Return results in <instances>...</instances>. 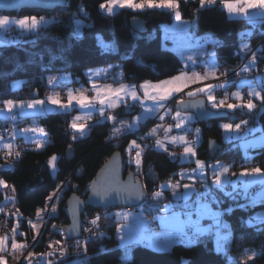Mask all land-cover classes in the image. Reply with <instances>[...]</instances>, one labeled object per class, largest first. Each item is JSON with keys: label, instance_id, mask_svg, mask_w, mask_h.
Wrapping results in <instances>:
<instances>
[{"label": "trees", "instance_id": "1", "mask_svg": "<svg viewBox=\"0 0 264 264\" xmlns=\"http://www.w3.org/2000/svg\"><path fill=\"white\" fill-rule=\"evenodd\" d=\"M105 2L107 0H68L65 6L52 10L32 8L0 12V15L17 17L45 15L54 18L35 33L24 35L21 41L0 45V100L44 97L51 87L49 75L62 71L71 72L73 85L79 86L83 82L87 84V69L109 66L116 62L122 64L123 80L135 84L146 80L160 81L178 73L182 65L181 58L175 49L164 46L162 40L161 25L175 20L172 12L158 8H122L113 14H107L100 8ZM179 10L183 19H193L192 29L196 34H213L215 40L210 44L216 50L217 63L222 72L240 65L243 59L240 44L245 36L244 31L252 28L248 20L231 18L219 3L201 7L199 0H180ZM76 16L87 21L79 37L74 34ZM134 17L143 21L144 30L132 27L131 19ZM99 35L107 42H114L116 50H105L99 41ZM249 37L253 45L262 42L264 52V22L255 27ZM263 62L264 59L261 58L260 64ZM256 78L258 77L253 79ZM18 79H23V82L18 89H13L12 82ZM62 85L60 82L59 87ZM75 111L77 109L72 112L54 109L36 115L49 142L43 149L36 148L34 144H26L14 164L6 165L3 154L6 149L0 147V179L14 189L7 194L0 192V208L6 195L14 197L15 208L20 214L21 225L29 243H33L35 239L30 219L35 218L40 210H46L50 202L48 197L56 192L64 180L70 178L67 189L55 204L56 211L50 213L48 225L34 248L36 255L47 254L48 259H54L46 251L51 244L49 240L53 239L55 242L66 238L69 217L64 206L67 198L71 195L86 197L97 171L114 152L122 153L126 165L125 174L138 178L134 160L131 158L133 162L129 163L131 156L128 150L133 140L139 146L141 140L132 136L131 132L114 135L113 131L119 126L121 118L130 120L139 112L140 105L134 103L116 108L113 113L118 119L113 122L93 118L88 124L87 133L73 139L70 133ZM29 120L26 117L18 122L26 124ZM224 121L233 124L248 121V125L261 126L257 132L264 131V107L252 112L239 108L229 111L224 118L210 121L196 119L193 124L201 129V142L196 149L197 159L204 161L207 168L217 162H224L230 165L229 173L233 175L253 167L264 169V145L253 147L246 155L238 139L225 138L220 126ZM9 122L10 120L0 116V135L4 133L3 125ZM211 143L214 144L213 150ZM69 148L73 152L71 158L67 157ZM145 148L143 173L139 178L152 198L156 191H163L165 199H170L171 190H161L160 183L173 175L178 180L176 173L184 164L180 162L181 158L169 156L164 149L146 144ZM53 155L57 156L56 175L52 173L48 163ZM233 189L226 188V191L214 186L210 189L211 195L222 202L216 205L220 210L232 209L230 213L224 212L221 216L228 223L231 232V241L225 251L217 250L212 228L210 232L201 234L195 243H176L168 250L157 251L144 243L133 244L130 257L124 260V250L114 235L117 222L108 215L104 219V225L110 229L107 234L110 238L106 237L98 246L88 245L86 252L85 249L73 247L70 256L54 264H181L183 259H188L190 264H264V220L249 222L252 211L264 207V199L243 204L247 198L239 193L241 187L235 191ZM100 210L92 207L85 209L81 215V231L89 220L97 217ZM2 212L3 209L0 217ZM53 224L56 225L55 231L51 230ZM100 245H104V248L100 249ZM252 253H256V256L249 259Z\"/></svg>", "mask_w": 264, "mask_h": 264}, {"label": "rangeland", "instance_id": "2", "mask_svg": "<svg viewBox=\"0 0 264 264\" xmlns=\"http://www.w3.org/2000/svg\"><path fill=\"white\" fill-rule=\"evenodd\" d=\"M81 11L84 14V10L81 9ZM35 17L38 20L41 17H43L44 21H47V23L41 22L37 26L36 29L30 30L32 32L37 31L42 26H46L50 22H52L54 20L53 17L45 16V15L44 16H35ZM192 20L193 19H189V21H191V22H192ZM77 22H79V24ZM85 24H87V21L84 18H82L80 16H76L75 26H74V34L76 36L79 37V36L82 35L83 27H84ZM175 26H178V31H177L178 34L177 35H173V34L170 35L172 30L171 31L167 30V31L164 32V34H162V40H163V45L164 46H168L169 45L168 44V41H169L168 39L173 38V39H175V42H176V41H178V39L180 37H184L185 36V33L182 30V27L180 25H175ZM207 34H210V33L207 32ZM199 37L202 38L203 35H199ZM99 41H100L101 45L103 46V48L105 50L115 51L116 48H117L116 44L114 42L105 41L104 38L101 35H99ZM258 43H259L258 47L260 45L262 47V42H258ZM253 46H251V48ZM173 47H174V49H177L176 47H178V46H173ZM250 49H248V51H247L248 55H250V56H248V58L249 57L252 58L253 55H257V54L260 53V51H258V52H254V53L250 54L249 53ZM247 52L243 56V59L247 56L246 55ZM243 59H242L240 65L242 63H245L248 60V59L247 60H245V59L243 60ZM256 59H257V57H256ZM114 64L119 65L120 66V70H121L122 64L120 62H116ZM239 66L231 69L228 72H224V71L221 72V75L219 76V81L220 82H228L229 84L232 85V83H234V81L232 82V81H230L227 78L229 77V75L233 71H235L237 68H239ZM101 68H104V67L101 66V67L89 68V69L86 70V74H88V72L95 74V73L98 72L97 70H101ZM251 70L252 69L247 70L245 72H241L240 71L241 72V76L242 77L244 76L243 78H245L246 76L249 77V72ZM242 77H241V79H243ZM250 78H252V77H250ZM49 81H51V83ZM93 81H94V78H93ZM160 81L146 80V82H150V83H156V82H160ZM22 82H23V79H18V80L13 81L12 82V88L13 89H18L21 86ZM48 82H49L51 87H50V90L47 92V94L44 97H39V98H36V99H29V100L11 99V100L14 101V104H15V107L11 111H9L7 109V106H6V103H5L9 99L2 100V101L0 100V116L10 120V122L8 123V125H10V127H9L10 129H8L6 131L3 130L4 133L2 135H0V147L6 149L8 151V153L9 152L11 153V155H8L5 158V160L7 161L6 165L13 164L15 162V158H17V153H20V147L21 146L25 147V145L28 144V143L25 142V140L26 141H28L29 139L33 140L32 144L36 145V148H38V149H43L46 146V144L49 142V139L46 137L45 131L43 130L42 126L37 121L36 115H40V114H43V113H46V112L54 110L53 105L50 103V98L51 97L58 96L63 103H67L66 102L67 99H65V98L66 97L68 98L69 93H72L74 95H76V94L79 95L80 93H82L81 90H80L81 89L80 87H88L87 84H85L84 82L81 83L79 86L73 85L71 83L72 82V74H71L70 71H62V72H59V73H55V74L49 75ZM60 82L63 85L59 87V83ZM96 82H99L98 78H96ZM108 82L109 81L107 80L105 85H112L113 87H119L120 84H126L125 86H126L127 95H125L124 93L121 94L122 96H124V100L123 101H121L119 99H113L111 106L109 104H105V105L102 106V105L98 104L97 102L94 104V106H90V107H87V108H82V107L77 106V107H79L78 108L79 110L74 112V114L72 116V119H71V124L74 121L76 123L85 124L86 128H85V130H84L82 135H85L87 133V127H88V123H89L88 121L92 120L94 117H98L101 120H110V121L113 122L114 120L118 119L113 114L112 109L114 107L127 105L126 102L128 101V99H130L132 102L140 100V99H137V100H133L132 99V92L135 91V90L137 91V92L135 91L136 95H138V97L141 96V94L138 91L139 85H137L135 83H128V82L127 83H122V82L118 83V80H113V81H111V83H108ZM142 84H144V83L141 82L140 86H142ZM83 89H85V88H83ZM85 90L89 91L90 93L92 92V95L91 94L87 95V94L84 93L85 95H87L89 97H92V98L96 97V94L93 91L88 90V89H85ZM149 91L151 92L153 90L149 89ZM182 93H185V96H186V92H181L179 94H182ZM246 93L248 94V92L245 90L243 92V94H242V99L245 100V101L250 99V95L249 94H248L249 98H247V99L244 98V95ZM179 94H177V95H179ZM141 97L145 98V91H144V96H141ZM34 100H43V101H45V103L43 105L36 104L34 107H29L28 105ZM146 100H149V102H152L153 104L150 105L149 103H146V107H144L143 110L140 109V111L137 112L136 114H134L133 118L130 119L129 121H127L126 119H123L120 122L119 126H117L114 129V131H113L114 135L119 133V131H117V129L123 130V131L131 130V132H135V131L140 129V126H141L142 123H145L148 120L149 121L156 120V124L154 125L155 128L153 130H150V132H148L149 135H151L152 133H154L155 129L158 128L159 125L165 120L166 116H169L171 114V111L169 112V109L166 110V108H165L166 107V102H162V103H164V107L163 108H159L158 110H155V109H157V102H155L153 100H150V99H146ZM77 107H75V108H77ZM101 107L104 108L105 115L103 117L100 116V114H99V109ZM130 107H125V108L129 110V109H131ZM75 108H70V109L68 108L67 110H68V112H72V111L75 110ZM149 109H153L155 111H148ZM107 110L109 111L108 113L106 112ZM176 111H180V110L178 108H176V110H175V112L173 114L174 125H171V130L166 131L165 136L166 135L168 136L170 134L169 131L176 130L178 132V134L176 136H186V138H187V140L189 142V145L191 147H193L195 149V152H196L197 146L201 142V129H200L199 126L193 124V122L197 119V116L193 112L180 111L181 112V117H191V119H186L184 121V123H183L181 128H176V124L179 123V121L175 117ZM127 116H129V115H127ZM26 117H29L30 120L26 124H19L18 120L19 119L24 120ZM78 117H79V119H77ZM107 117H115V119H107ZM126 121H127L128 124L126 123ZM238 123H240V122H238ZM248 124L249 123L242 124L241 125V129L239 131H234L235 132V138H237L239 140V142H240L239 144H240L241 148L244 150V153L246 155H248L250 153V150L253 147H256V146H259V145L260 146L264 145V131H260V132H251L250 131L249 132V130H248L249 128L248 127L250 125H248ZM25 129H27L29 131H25ZM33 129H41L42 131H32ZM197 129L200 130L199 133H197V131H196ZM17 130H18V132H17ZM25 132L28 133V136L23 138ZM189 133H193L194 134V136H195L194 140H190L188 138V134ZM77 134L79 135V133H77ZM179 143H180V145H182L183 152H184V147L185 146H189V145H185L183 142H179ZM171 144H173V143H171ZM8 145H11V147L9 148ZM41 145H42V147H41ZM174 145H176V144H174ZM141 148H143V151H139V150H141ZM133 149H136L138 152H141V154L145 153V151H146L145 144H141V146L139 148H130L129 147V150H128L129 154H130V151L133 150ZM195 159H196V154L194 156H185L184 155V157L181 158V160H180V162L182 164H184V165L181 166L179 168V170L177 171V173H176V174H178L179 179L178 180L174 179V175H173V177H171L170 179L165 180V181L160 183V187H161L160 189L161 190H171V188L165 187V185H168V184L173 185V186L176 185V184L181 185V187L176 190V193H173L172 190H171L172 197L170 199H165L166 195L164 194L163 191H160V192L156 191L153 194V198L150 195H148L149 196V201L154 206L156 205L155 208H157L159 210V211L153 212L152 214H149V215L147 214V216L149 218L152 215H154V217L155 216L157 217L159 214H161L160 212H162V213L165 212L164 205H169L168 211H171V212H169L168 214H170L171 216L173 215V213H182L184 211V205H185V201L182 198V196H183V193L185 191H188V190L183 188L184 184H194V186L196 187V189L199 192H203L204 191V188L202 186L203 185L204 176H201L202 173L199 171V169H196L195 172L193 171V169L196 168V166L193 164V160H195ZM140 162H141L140 163V167L137 168V166H136V169H135V171L137 172L138 178L142 177L141 174L143 173V164H142V161H140ZM218 163H224V162H218ZM227 166H228V169L230 170V165H227ZM50 169H51V167H50ZM229 170H228V175L230 177V181H229L228 184H226L225 187L227 189H232V188H234V186H235V188H237L238 184L236 182L239 181V183H241L239 178L242 177V175H240V173L243 170H241L239 173H235V175L229 173ZM249 170H250V168H249ZM52 173L54 175H56V173H57V161H56V168H55V170L52 169ZM181 173H184L186 175H181ZM189 176H191L193 179H189ZM199 181H201V182H199ZM69 182H70V178H67L66 180H64L61 183V185L59 186V188L56 190V192L52 195V200H50L49 205L46 208V210L45 211L40 210L35 218L30 219L29 222H30L31 226L33 227V225H35V227H33L34 234H35V239H34L33 243H29L28 240L26 239V234H25L24 229L22 228L21 221H20V214L17 211L14 213V221H12V225H11V228H10L9 231H6V233L2 234L1 233V227H0V237H2V236L6 237V245H5L6 249H5V251H2L3 252L2 256L5 258L6 264H9V262H12L13 264H15V263L20 262L21 260H24L26 262V264H28V261L25 258L28 257L29 253H34L35 254V256L33 258H31V264H42V263H46V262H49V261H51V263L54 264L56 261H60V260L64 259V258L57 259L56 257H54V259H52V258L48 259V255L47 254H41V255L38 256L34 252V248H33L32 245L36 241H39L40 238L42 237V235L44 233V230H45L46 226L48 225V221H49L48 216L52 212L51 209L53 207H55V204L58 202V200L61 197L62 193L67 189V187L69 185ZM259 183L263 185V188L259 191L258 194L253 195L251 193V188H253L256 184H259ZM58 192H60V193H58ZM239 193H241L243 195V197L247 198L243 202V204H246V203H249V202L250 203L258 202L261 199H264V182L261 181V177H259V176H248V177L246 176L244 184L241 186V190L239 191ZM156 194H159L162 197V200L155 199ZM13 198L14 197L11 196V195H6L4 201L11 203ZM197 198H198L197 197V192H191V194L189 196V201L190 202L191 201H195ZM207 200L209 202L211 201L210 198H207ZM139 208H142V206H139ZM1 209L2 208H0V212H1ZM120 209H123V208H115L114 210H112V212L120 210ZM213 210L217 211V210H220V209H219L218 206H214ZM251 215H252V217L249 219V222L264 220V207H258L256 209H254L252 211ZM184 218L185 217L181 215V219H184ZM202 222L203 221L201 220L200 221V226L202 228H206V227H204V223H202ZM210 223H209V225H212ZM153 226L156 227L158 225L156 223H153ZM11 229H12V231H11ZM10 231H11V233H9ZM125 234H123V235H125ZM38 238H39V240H38ZM108 238H110V236H108ZM51 240H49V242L51 243L50 244L51 245L50 248H54L55 246L58 245L56 243L57 241L53 242V239H51ZM10 241H15L16 244H23V245H25V247L22 248V249H15V248L12 247V242L10 243ZM119 241H120L119 242V246L122 247V249L124 250L123 259L127 260L130 257L131 245H128V246L122 245L121 244V237H120ZM59 242H60L59 244H62V241H59ZM186 243H189V242H186ZM229 243L227 245H226V243H224L223 244V248L227 249L229 247ZM50 248H47L46 251H49ZM1 253H0V256H1ZM65 258H67V257H65ZM37 259H39V262H37L38 261ZM183 261H188V259H183Z\"/></svg>", "mask_w": 264, "mask_h": 264}, {"label": "snow or ice", "instance_id": "3", "mask_svg": "<svg viewBox=\"0 0 264 264\" xmlns=\"http://www.w3.org/2000/svg\"><path fill=\"white\" fill-rule=\"evenodd\" d=\"M179 3L180 0H107V3L102 4L100 7L102 10L106 11L107 13L111 14L116 7L120 8H130L133 10H144V9H162V10H168L174 14V17L177 21L181 20V11L179 10ZM199 3L201 7L205 6H211L215 5L217 3V0H199ZM223 3L225 4L227 10L229 13H240V14H247L249 9H255L260 8L264 9V0H223ZM15 23L19 25L22 28H27L29 30H34L37 28V26L43 22L47 23V21H44L43 17H41L39 20L35 17H25L22 19H18L15 21H11L8 16L0 17V25H7L9 23ZM79 24V22H77ZM244 48L247 49L248 45H244ZM189 59H192L189 57ZM253 61L256 60V56L253 55L252 57ZM212 75H215V71L213 70ZM209 73H205L201 75L200 73H194L192 77L185 78V74L181 73V75L174 76L171 79H167L164 81H161L157 84H150L148 82H145L142 87L145 90V98L150 99L157 102V109L163 108L164 103L169 99L173 98L176 94H179L184 91L185 88L188 87L189 83L195 84L198 81H203L208 79ZM54 79V78H53ZM51 83V81H49ZM93 89L96 90V97L92 98L84 93H80L79 95H74L72 93H69L67 98V103H63L61 99L58 96H53L50 98V103L52 105L58 106L61 109H68L72 107L74 104L78 105L82 108H87L90 106H94L96 102H98L100 105L109 104L111 106L113 99H119L121 101L124 100V96L121 94L124 93L127 95L126 86L124 84H120L119 87H113L112 85H105L104 88H100L96 84L92 85ZM224 84H204L203 87L196 88L194 91H189L187 95L193 96L197 93H204L207 95V100L211 103L212 108L214 109H229V110H235L238 107L240 108H247L249 110L255 108V104L252 100H248L246 104L241 103L240 105L232 104V103H226L225 100H217V97L214 94V89L216 88H224ZM149 89H152L153 91H149ZM239 96V94H236ZM253 96L259 95L255 91L252 92ZM261 100L264 101V95L260 96ZM132 99L137 100L140 99L136 95V92H132ZM7 109L11 111L14 107V101L9 99L6 102ZM45 101L43 100H34L32 101L28 106L34 107L36 104L43 105ZM178 104H184L183 100H178ZM203 102L201 101V104ZM153 109H149L148 111H155ZM171 110L169 109V112ZM100 116H104V108L101 107L99 109ZM167 114V113H166ZM176 119L179 121V123L176 124V128H181L184 121L186 119H191V117H181V112L176 111L175 113ZM79 119V117L77 118ZM107 119H115V117H107ZM247 121H241L240 123L232 124V123H225L222 125V127L225 130L228 131H239L241 129L242 124H247ZM72 129H74L76 132L83 134L86 125L83 123H76L75 121L71 124ZM169 130H171V126H169ZM25 131H29L25 129ZM32 131H42L41 129H33ZM119 131V129H117ZM197 133L200 132L199 129L196 130ZM76 136H73V139H76ZM171 141L173 144L178 142H183L185 145H189V142L186 138V136H172ZM157 146H161L162 142L160 140L156 141ZM10 148L11 145H8ZM42 147V145H41ZM140 146L136 144V141H132L130 148H139ZM167 150V149H165ZM196 154L195 149L193 147L185 146L184 147V155L185 156H194ZM8 155H11L9 152ZM17 156H19V153H17ZM172 156L175 157V153H172ZM140 152L136 153V159L135 164L137 168L140 167ZM56 161L57 157L54 155L49 160V165L53 170L56 168ZM131 157L129 158V163H132ZM198 169L201 173H203L205 168L204 161L197 160L196 161ZM195 172L196 169H193ZM228 172V167L222 166L221 172L219 174L213 172V183H215L217 186H220L222 188L223 183H227L228 181L222 182L221 177L224 173ZM181 175H186L184 173H181ZM240 175L242 176H259L261 177L262 182H264V169H261L260 167H253L250 170L244 169ZM189 179H193L191 176H189ZM0 185L4 187H8L7 183L3 180H0ZM203 192H199L194 184H184L183 188L188 190L183 193L182 198L185 201L184 205V211L182 213H173L171 217L164 215V216H157L154 217L155 220L160 221V227L164 231V235L156 233L152 228L150 227V221L145 220L144 227L142 231L133 230L131 228L128 229L127 233L125 235L121 236V244L124 246H128L134 243H142V242H148V246L151 248H154L157 251L160 250H166L168 249L172 244L176 243H195L196 239L204 232L211 231L212 227L215 226L217 228V232L219 231V227L221 226V216L224 214V212L230 213L232 209H226V210H217L214 211L213 208L216 205L221 204L222 202L217 200L215 196H212L209 191V185L207 183V179H203ZM143 186H139L135 190L131 189L127 182L119 181L118 179L113 178L110 182L105 184L100 190L94 189V194L101 199H107L110 196L115 193V195L121 197L122 199H130L133 196L141 197L144 195L142 191L139 189ZM165 187L171 188L173 193H176V190L181 187V185H165ZM235 191V186L234 189ZM191 192H197V199L195 201H189V196ZM226 195H231V193H225ZM211 196V201L209 202L207 200L208 197ZM49 200H52V196L48 197ZM155 199L162 200V197L159 194H156ZM169 208V205H164L165 213H167ZM52 212L56 211V208L53 207L51 209ZM119 215L124 216L123 213H120ZM181 215H183L185 218L181 219ZM195 216V219L193 217ZM205 217H208L214 222V225H210L208 228H202L200 226V221L203 220ZM100 219V217H96L91 221L92 224H96L97 221ZM174 222L173 224H170L169 222ZM35 227V225H33ZM55 227V226H54ZM125 227L127 226H121L118 231L121 233L125 232ZM224 227H227V225H224ZM171 228V231L169 229ZM191 233V235H189ZM99 235H103V233H100ZM6 237H0V251L4 250V241ZM57 244L60 242L57 241ZM77 246H79V241L76 242ZM15 249H22L25 247L23 244H16L13 243L12 245ZM51 247V245H50ZM86 250V248H85ZM52 253H49L51 255ZM60 255H64V250H60ZM35 256L34 253H29L28 257L25 259L28 261V264H31V258ZM256 253H252V256L249 257V259L255 258ZM0 264H6V260L3 256H0ZM48 264H51V261L48 262ZM181 264H190V261H182Z\"/></svg>", "mask_w": 264, "mask_h": 264}, {"label": "crops", "instance_id": "4", "mask_svg": "<svg viewBox=\"0 0 264 264\" xmlns=\"http://www.w3.org/2000/svg\"><path fill=\"white\" fill-rule=\"evenodd\" d=\"M105 3H107V2H105ZM105 3H103V4H105ZM217 3H219L227 11L228 15L231 18H244V19L248 20V22L251 24L252 28H249L246 31H244L245 36L243 38V41L240 44L241 52H242V54L244 56L245 53L248 51V49H250L251 46H253L252 45L253 42L251 41V39L249 37L250 33L253 31V29L255 27L261 26V24L264 22V9H260V8L249 9L247 14L229 13L227 8H226V6H225V4L223 3V0H217ZM120 9H122V8L116 7L115 10L111 14L119 11ZM102 11L107 13L104 10H102ZM107 14H109V13H107ZM3 16H8V15H0V17H3ZM8 17H9V19L11 21H15V20H18V19L25 18V17H17V16H8ZM29 17H31V16H29ZM175 25H180L182 27V30L185 33V36L184 37H180L178 39V41H176V42H175V39H173V38L168 39L169 40L168 41V44H169L168 46H170L173 49H174L173 46H178V47H176L177 49H175V50L178 52V54H179V56L181 58V62H182L181 67H184L185 69H184V71H178V73L175 74L174 76H178V75H181V73H184L185 74V78H190V77H192V75L194 73H200L201 75H203L205 73H209L208 79L203 80V81H198L195 84L189 83L188 87L185 88L184 91H183V92H186V98H193V97L203 96L207 100V95L204 94V93H197L196 95H193V96H189V95H187V93L189 91H194L196 88L203 87L204 84H214V85L215 84H224L225 85L224 88H216V89H214V94L217 97V100H225L226 103H232V104H237V105H240L241 103L246 104L248 100L245 101V100L242 99V94L246 90L248 92V94L250 95V99L249 100L253 101V103L255 104V108L249 110V109H247L245 107L244 109H246L248 112H252V111L260 110L262 107H264V101H262L261 98H260L261 95H264V92H263L264 78H262V77H258L256 79L243 78V79L239 80L238 82H236L233 85L229 84L228 82H220L219 81V76L221 75L222 71H221L220 66L217 63L216 50L213 47V45L210 44V42L212 40H215L214 37H213V34L210 33V32H209L210 34L205 33V34H202L203 37L200 38L199 35L196 34L194 32V30L192 29V22L189 21V19H183L182 17H181L180 21H177L175 19L172 23L162 24L161 25L162 34H164V32L167 31V30H170V31L172 30L170 35L171 34L177 35L178 34V32H177L178 31V26H175ZM16 29H18L20 32H17ZM35 32H32V31H30L27 28H22L19 25L15 24L14 22L13 23H9L7 25H0V45L21 41L23 39L24 35L29 34V33H35ZM244 45H248V48L245 49ZM255 56L257 57V59L255 61H253V59L250 58L245 63H242L239 66V71L245 72L247 70L254 69V68L258 67L259 64H260L261 58L264 59L263 50L260 49V53L255 55ZM189 57H191L192 59H189ZM199 63H203L204 66H205L203 72H199V71H197L195 69V67ZM213 70L215 71V75L211 74ZM97 71L98 72L95 73V74L88 72V74H86V76L88 75L87 76V86L88 87H80V88H85V89L91 90L97 95L96 90L93 89V87H92L93 84H96L97 86H99L100 88L103 89L107 80L109 81L108 83H111V81H113V80H118V83H121V82L122 83H127V82H125L123 80V71H122V68L120 70V66L119 65L113 64V65H109V66H104V68H101V70H97ZM174 76H172V77H174ZM172 77L163 79L161 81H164V80H167V79H171ZM93 78H94V81H93ZM96 78L99 79V82H96ZM145 82L143 81L144 84H145ZM128 83H130V82H128ZM148 83H150V82H148ZM157 83H159V82L150 83V84H157ZM144 84H142V85H144ZM124 85H126V84H124ZM137 85H139V88H138L139 93L141 94V96H144V91H145L144 88L142 86H140V84H137ZM150 90H152V89H150ZM253 91L258 93L259 95L253 96L252 95ZM237 93L239 94V96L236 95ZM141 96H140V100L139 101L132 102L130 99H128V101H131V104L132 103L133 104L134 103L139 104L141 106L140 107L141 110H143V108L146 107V103H149L150 105L153 104L152 102H149V100H146V98H142ZM207 104H208V106L210 108H212L211 103L208 100H207ZM77 106L78 105L74 104L70 108H75ZM118 107H120V106L114 107L112 109V111L115 110ZM53 108L55 109V105H53ZM78 108L79 107H77L75 109L79 110ZM239 108L240 107H238L237 109H239ZM59 109L63 110V111H68L67 109H61L60 107H59ZM212 109H214V108H212ZM166 110H168V108H166ZM214 110H218V111L219 110L220 111L223 110V111L229 112V111H235L236 109L235 110H229V109L221 108V109H214ZM106 112L108 113L109 111L107 110ZM121 120H123V119L121 118ZM127 121H129V120H127ZM127 121H126V123H127ZM88 122H90V121H88ZM145 123H142L141 126H140V128L144 130L143 136L141 138H139L141 140L140 141L141 144H147L146 138L148 136L158 135L160 130L162 129L163 130L162 133H160L159 136H158V138H159L158 140H160L162 142V144H161V146H157V144L155 143L154 147L163 150L167 143H169V144L172 143L171 137L172 136H176L178 134V132L176 130H173V131H169L170 134L168 136L167 135L165 136L166 131L169 130V126L174 125L173 117H172V121L167 123L166 125H163V122H162L159 125V127L155 129L154 133H152L151 135H149L148 132H150V130H153L155 128L154 125L156 124V120H154V121L153 120L152 121L148 120ZM225 123H231V122H228V121L221 122L220 126L222 127V125L225 124ZM248 128H249L248 129L249 132L250 131L251 132H257V131H259L261 129V126L259 124H250V126ZM222 129H223L224 136H225L226 139H228V140L237 139V138H235V132H234L235 130L228 131V130H225L223 127H222ZM72 130L75 131L74 129H72ZM17 132H18V130H17ZM122 132L130 133L131 130H129V131H127V130H125V131L119 130L118 134H120ZM27 136H28V133L25 132L23 138H25ZM193 136H194V134H193ZM188 138H189V136H188ZM194 139H195V136H194L193 139H190V140H194ZM25 142L28 143V144H30V143L32 144L33 140L29 139L28 141L25 140ZM175 144H176L175 146H179V147L182 148V145H180L179 142L175 143ZM172 145H174V144H172ZM182 150H183V148H182ZM183 157H184V152H183V155H182L181 158H183ZM196 159H197V157H196ZM196 159L193 160V164L196 166L195 169H198V166H197V163H196V161L198 159L197 160ZM222 166L228 167L225 163H218L217 162L215 164L210 165L209 166L210 168L209 167L207 168V166L205 164V168H204V171H203L201 176H204V178L207 179V183L209 185V191L212 188V186L221 188L220 186H217L215 183H213L212 177H213V172H215L217 174H219L221 172ZM51 171H52V168H51ZM245 178H246V176H242V177L239 178L241 183H239V181L236 182L238 184V187H241L244 184ZM221 180H222V182L228 181L227 183H223L222 184V188H221V189L226 190L225 186L230 181V177L228 175V172L223 174V176L221 177ZM199 182H201V181H199ZM210 199H211V197H210ZM214 211H216V210H214ZM169 212H171V211H167V213L160 212L161 214H159L158 216L167 215V216L171 217V215L168 214ZM120 213H123L124 216L119 215ZM112 216L115 218V221L117 222L116 223V227H115L114 235H115V237L118 240V244L120 242L119 240H120L121 235L127 233L129 228H131L133 230H137L138 232L142 231V229L144 227L145 220L151 222L150 223V227L152 228V230H154L158 234L164 235V231L160 227V221L155 220L154 219V215H152L149 218L142 211L133 212L132 210H130L128 208H123V209H120V210H117V211H113L112 212ZM202 221H203L202 223H204V227H206V228H208L210 226L209 225L210 222H211L210 224L214 225V222L211 219H209L208 217H205ZM153 223H156L158 226H156V227L153 226ZM169 223L173 224V226H174V222L170 221ZM224 225H227V227H224ZM121 226H127V227H125V232L124 233H121V232L118 231V229ZM212 228H214L213 233H214V238H215V246H216L217 250L225 251L226 248H223V244L226 243V245H227L231 241V232L228 229V223L225 220L221 219V226L219 227V231L217 232V228L214 227V226ZM11 231H12V229H11ZM11 231L9 233H11ZM169 231H171V228L169 229ZM204 233H207V232H204ZM189 235H191V233H189ZM101 236L105 237V238L108 237L107 235H104V234L101 235ZM2 237H5V236H2ZM11 242H12V245H13V243H15V241H10V243ZM142 243L148 245V242H142ZM134 244H136V243H134ZM5 245H6V239L4 241V250L3 251H5V249H6ZM131 245H133V244H131ZM173 245L174 244H172L168 249L172 248ZM168 249H166V250H168ZM1 252L2 251H0V253ZM2 254H3V252L1 253V256H2Z\"/></svg>", "mask_w": 264, "mask_h": 264}, {"label": "water", "instance_id": "5", "mask_svg": "<svg viewBox=\"0 0 264 264\" xmlns=\"http://www.w3.org/2000/svg\"><path fill=\"white\" fill-rule=\"evenodd\" d=\"M68 0H0V12H14L21 9H44L52 10L57 7L65 6ZM131 25L136 30L142 31L145 29L143 21L137 17L131 19ZM184 104H176V108L183 112H193L197 116V120L210 121L213 119L224 118L228 112L223 110H214L207 106V100L203 96L183 99ZM201 101L203 102L201 104ZM214 149V144L211 143V150ZM72 149L67 151V157H72ZM126 165L124 157L121 152H114L99 168L94 180L92 181L86 197L78 195H71L67 198L64 210L69 217V224L66 227V238L74 239L81 234L82 218L81 215L87 207L96 209L101 208H126L140 205L142 199L145 197V186L139 178L132 174H125ZM118 179L122 182H127L129 187L133 190L139 186H143L139 190L144 193L141 197L133 196L130 199H122L113 193L107 199H101L94 194L95 190H100L105 184ZM65 190V189H64ZM63 190V191H64ZM60 193V192H58ZM39 240V238H38Z\"/></svg>", "mask_w": 264, "mask_h": 264}, {"label": "built area", "instance_id": "6", "mask_svg": "<svg viewBox=\"0 0 264 264\" xmlns=\"http://www.w3.org/2000/svg\"><path fill=\"white\" fill-rule=\"evenodd\" d=\"M259 43H257L256 45H254L250 50H249V53L252 54L254 52H258L260 51V49H262L261 45L258 47ZM247 56L244 58L245 60L249 59L248 56V52L246 54ZM243 59V60H244ZM204 64L203 63H199L195 69L199 72H203L204 71ZM184 67H181L179 69V71H184ZM244 74V73H243ZM245 75V74H244ZM241 72L239 71V68H237L235 71H233L229 77L227 79H229L230 81H234V82H238L239 80H241ZM244 77V76H243ZM242 77V78H243ZM247 78H255V77H263L264 78V62L261 63L257 68H254L252 69L250 72H249V77L246 76ZM245 77V78H246ZM82 93H85L87 95H92V92L90 93L89 91L81 88L80 89ZM186 96H185V93H182V94H179L177 96H175L174 98H171L169 99L168 101H166V108L170 109L171 110V114L169 116H166L165 120L163 121V125H166L167 123H169L171 120H172V117H173V114L176 110V103L178 100H183L185 99ZM244 98L247 99L249 98L248 94L246 93L244 95ZM67 99V97L65 98ZM64 99V100H65ZM127 104L131 105V101H128ZM55 109H59L58 106L55 107ZM10 125L7 124H4L3 125V130H8L10 129L9 128ZM162 129L160 130L159 134L162 133ZM143 133H144V130L143 129H139L135 132H131V135L132 136H136L138 138H141L143 136ZM158 135H152V136H148L146 138V141H147V146H154V144L156 143V141L159 139L158 138ZM70 135L73 137V136H76L77 138L80 137V134L78 135L75 131H71ZM130 136V135H129ZM189 138L190 139H193L194 136H193V133H189L188 134ZM24 148V146H21L20 147V151L21 149ZM167 149V150H165ZM139 151H143V148H141V150ZM164 151L169 155V156H172V153H175V158H181L182 155H183V150L181 147L179 146H175V145H172V144H169L167 143L165 145V148H164ZM138 151L136 149H133L130 151V156L131 158L135 161L136 159V153ZM143 153V152H142ZM4 154V157L6 158L8 156V151L5 150L3 152ZM144 156H145V153L141 154L140 152V161H142V164H143V160H144ZM173 157V156H172ZM17 158H15V161H16ZM14 164V163H13ZM142 176V174H141ZM263 188V185L262 184H256L253 189H252V194H256L258 193L261 189ZM13 187L12 186H9V187H0V192H2L3 194H7V193H11L13 192ZM228 190H231V189H228ZM16 201L15 199L13 198V200L11 201V203L9 202H5L3 201V206H2V209H3V212H2V216L0 217V227H1V233L4 234L6 233V231H9L10 228H11V225H12V221H13V218H14V213L16 212ZM139 206H142V208H139ZM134 212H137L139 210H143L146 214H152L153 212L155 211H158L157 208H155V206L149 201V196H148V193L147 191L145 190V197L142 199L140 205L138 206H131V207H126ZM112 209L114 208H109V207H106V208H101V210L99 211L97 217H100V219L97 221L96 224H92L91 220H89L87 222V224L84 226L83 230L81 231V234L74 238V239H64L62 241V244H58L57 246H55L54 248H50L49 251H47V253H52L51 255L53 257H56L57 259H61V258H65L67 256H70L72 254L71 252V248H82V249H85L88 247V245H99L100 244V241H103L105 239V237H102L101 235H99L100 233H103L104 235H107L110 233V229L104 225V219L108 216V215H111L112 216ZM113 217V216H112ZM48 218H50V214L48 216ZM114 218V217H113ZM55 224L51 225V230L52 231H55L56 229V226ZM77 241H79V246H77ZM38 241H36L32 246L33 248H35L36 244H37ZM94 243V244H93ZM100 249L104 248V245H100L99 246ZM63 249L64 250V255L61 256L60 255V250ZM85 252L87 250H84ZM9 264H13L12 262H9ZM15 264H26V262L24 260H21L20 262L18 263H15Z\"/></svg>", "mask_w": 264, "mask_h": 264}]
</instances>
